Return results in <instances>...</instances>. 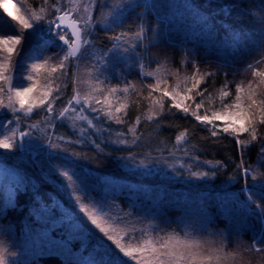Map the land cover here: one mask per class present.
I'll use <instances>...</instances> for the list:
<instances>
[{
  "label": "snow or ice",
  "instance_id": "obj_1",
  "mask_svg": "<svg viewBox=\"0 0 264 264\" xmlns=\"http://www.w3.org/2000/svg\"><path fill=\"white\" fill-rule=\"evenodd\" d=\"M139 7L148 5L133 0H43L38 8L29 6L26 15H19L20 8L13 0H0V9L18 24L14 34L0 33V110L11 113V118L7 120L11 127L0 133V149L18 150L29 140L39 139L46 140L49 149L67 153L70 151L69 145L84 143L90 133L80 128L81 138L72 140L55 131L50 132L49 128L55 129L57 122L64 120L73 121V130L77 127L76 121H83L88 129L97 131H107V128H97L94 121L127 124L126 117L134 95L138 98L137 107L142 108V100L147 102L148 108L136 117L135 124L128 126L131 141L122 138L125 135L123 132H117V138L110 140L117 149H130L142 142V137L136 134L142 117L163 127L165 121L161 117H174L176 113L172 109H176L185 116L194 117L212 137L220 134L234 137L243 157L258 138V126H264V39L253 42L259 58L250 61L245 69L251 72L252 79L237 82L234 94L226 81L219 89L218 97H213L211 93L206 96L208 89L201 88V85L206 77L215 73H201L195 60L192 61L195 71L191 77L181 78L177 71L168 70L160 64L150 70L154 61L149 55V45L157 41L159 29L149 28L143 13L138 14L136 31L116 32L127 22L125 13ZM94 11L97 12L95 17ZM223 11L230 12L231 9ZM42 24L47 25L48 32L56 30L55 36L61 42L58 50L55 54H46V49L52 45L50 41H43L38 49L29 50L23 60H19L27 39L26 33L31 30L29 34L42 39ZM97 26L105 33L110 45L101 44ZM149 31L153 33L152 37H148ZM240 40L237 33L236 43L239 44ZM184 63H187V57ZM132 66L137 67L139 81L129 80L124 75L123 69ZM70 69L73 94L57 112L54 106L62 99L63 90L68 86ZM41 70H45L43 76ZM112 72L117 74L115 84L112 83ZM169 76L176 79L174 85H169ZM79 84H87V88L81 91ZM181 84L184 86L181 87ZM146 89L147 95H144ZM217 98L219 107H211ZM206 103L210 105L209 108H205ZM38 107L43 109L45 128L39 129V123H33L27 125V131L22 129V118L17 113L25 118L30 117ZM201 109H204L203 113ZM4 127V123L0 122V128ZM33 129H39L41 135L34 136ZM245 133L250 139H240ZM188 135L187 131L180 132L171 148L166 141H160L152 151L142 154L154 163L171 168L174 175H187L195 179L215 175V171L224 164L200 160L196 155L200 149L195 145L187 146ZM92 143L95 144V140ZM96 146L100 148L99 144ZM165 151L167 156L164 155ZM136 156L137 153L133 152L122 159L135 161ZM259 159L264 160V145L261 146ZM136 166L148 165L141 159ZM205 166L208 170H202ZM238 169L243 170L244 176L255 171L244 166L243 158ZM57 171L62 177V188L68 191L70 198L75 200L80 211L87 215L103 237L111 241V245L105 247L103 238L97 239L87 264H129V261L133 264H235L237 259H243L245 253L255 251L264 255V229L252 237L250 245H245L241 240L232 251H226L228 234L224 231L213 232L207 226L193 228L183 219L177 222V228H172L170 221L131 209L125 210L115 198L98 199L71 167ZM258 187L264 189V183ZM261 194L264 195V192ZM2 211L0 209V213ZM261 212L264 213V209ZM64 219L68 230L59 238L42 243L40 255H55L58 250L67 249L81 238L91 240V234L85 236L78 225L73 228L70 217ZM50 227L54 230V222L50 221ZM239 236L240 233H237L238 240ZM16 255L15 250L0 239V264H17Z\"/></svg>",
  "mask_w": 264,
  "mask_h": 264
},
{
  "label": "trees",
  "instance_id": "obj_2",
  "mask_svg": "<svg viewBox=\"0 0 264 264\" xmlns=\"http://www.w3.org/2000/svg\"><path fill=\"white\" fill-rule=\"evenodd\" d=\"M13 2L20 8L19 13L26 15L29 6L33 9L38 8L43 0H13ZM133 2L147 4L148 7H139L126 12L127 22L122 29L117 28L116 32L136 31L135 25L140 13H143L149 28L159 29L157 41L154 45H149V55L154 61L150 70H154L157 64H160L165 65L168 70L177 71L181 78L191 77L195 71L192 61L195 60L199 64L201 73H215L206 77L201 85V88L208 89L205 95L211 93L213 97H218L219 89L226 81L234 94L237 82L241 80L247 82L252 79L251 72H246L245 69L250 61L259 58L253 42L264 39V0H150L148 2L133 0ZM223 9H231V11L225 12ZM10 25L6 18L0 15V33L14 34L16 30ZM97 31L101 44L110 45L111 42L105 33L99 30V26ZM237 33L241 37L239 44L236 43ZM147 35L152 37L153 33L149 31ZM25 42L28 43L29 40ZM38 42H31L30 47L23 48L21 53L23 57L29 50L36 49L35 45ZM55 52L56 50L46 49V54H55ZM185 57L187 63H184ZM123 72L129 80H140L136 66L124 68ZM70 77L71 69L68 86L63 90L62 99L54 106L57 112L72 96L73 85ZM111 77L112 83L115 84L116 72H112ZM168 82L169 85H174L176 79L169 76ZM183 86L181 84V87ZM144 95H147V89ZM137 100L136 96L131 97L126 117L127 124L101 122L102 126L107 128L109 135L123 132L127 140H132L127 128L135 124L136 117L141 115L142 111L146 112L148 108L147 102L142 100L140 101L142 108L137 107ZM219 105L220 101L217 98L211 107L215 108ZM209 107L210 105L206 103L205 108ZM203 111L204 109H201V113ZM172 112L176 113L174 117H161L165 121L163 127H158L155 121L149 122L142 117L136 132L142 137V142H138V146L133 145L130 149L123 147L117 149L111 145L101 150L90 142L79 147L69 145L70 151L58 157L63 163L62 169L71 167L76 170L88 190L98 199L115 198L125 210L131 209L149 217L170 221L172 228H177V222L183 219L193 228L207 226L213 232L224 231L228 234L226 251H232L236 243L241 240L245 245H250L252 237L264 229V213L261 212V209H264V195L261 194L264 189L258 187L264 183V160L259 159L261 146L264 145V126H258L257 140L252 142L241 157L239 146L231 135L220 134L218 137H212L194 117L185 116L176 109H172ZM42 113V108H36L30 117L31 121L43 119ZM10 118L9 113H0V122L5 126H11L7 124ZM216 123L221 124V122ZM168 124L172 126H167ZM6 128H0V133L6 131ZM54 131L69 139L75 136L66 120L58 121ZM183 131L189 134L187 146L195 145L200 149L196 152L200 160L220 161L224 167L219 168L215 171V175L209 178L195 179L187 175H174L172 171H167V167L159 164L158 172L160 175L162 172L166 175L163 177L164 184L158 180L159 185L144 176L143 179L135 182L136 185L112 181L104 184L100 179V175L116 178L122 173H127L130 177L136 176L138 173L136 169L120 164L118 160L135 152L136 159H144L151 163L153 160L146 159L142 153L152 151L160 141H166L171 148L176 136ZM240 139L247 140L250 137L245 133ZM164 155L167 156V151ZM56 157L55 162H57ZM38 158L43 159V155H37L30 162L20 159L22 164H17V167L21 170L22 178L13 179L8 183L0 179V209L3 210L0 213V232L5 233L4 237L0 234V239L15 250L17 264H69V262L87 264L89 252L97 239L103 238L105 247L111 245V241H107L102 233L94 231V226L90 225L87 219L85 223L81 221L83 212L80 211V206L75 200L70 198L68 191L62 188V177L48 165L43 174L36 162ZM242 158L246 168L255 170L250 171L248 176L242 175L243 170L238 169ZM126 161L127 159H123V162ZM87 170L91 171L90 175L86 174ZM202 170L208 169L205 166ZM93 174H97L96 177ZM253 176L256 177L255 180L252 179ZM30 179L32 183L28 184L26 180ZM85 203L87 204L88 201ZM66 216L71 218L73 228L76 227L74 225L76 223L85 236L91 234V240L81 238L68 247L73 253L86 256L80 262L77 257L66 256L61 249L55 255H40L42 243L57 239L68 230L67 221L64 219ZM50 221L54 222V230L50 227ZM237 233H240L239 240ZM28 234L30 238H27ZM33 236L37 241H34ZM129 264L133 262L129 261ZM235 264H264V255L255 251L245 253L243 259H237Z\"/></svg>",
  "mask_w": 264,
  "mask_h": 264
},
{
  "label": "rangeland",
  "instance_id": "obj_3",
  "mask_svg": "<svg viewBox=\"0 0 264 264\" xmlns=\"http://www.w3.org/2000/svg\"><path fill=\"white\" fill-rule=\"evenodd\" d=\"M148 1H150V0H146V2H148ZM13 11L15 12L16 10L13 9ZM18 14L21 15V13H18ZM0 15H3V17L6 18V21L9 24H11L10 26L11 27L13 26L15 28V30L18 28L17 22L12 21L3 12L2 9H0ZM93 15L95 17L97 15V12L94 11ZM30 31L31 30H29V33H30ZM29 33H26V36L28 37L26 40H29V42L28 43L24 42L23 48L30 47L32 45L31 42L39 41L38 44H42L43 41H50L52 46H50L48 48L56 50V51L58 50V45H59L60 41L58 40V37L55 36L54 30L52 32L47 31V25L42 24L40 26V36L42 37V39H38L35 35H31ZM38 44L35 45L36 49H38V47H39ZM18 59L23 60V54H21V57ZM41 73L43 75L45 73V70H41ZM78 87L80 88L81 91H83L84 89L87 88V84H79ZM72 94H73V92H72ZM33 95H35V93ZM66 102H67V100H66ZM35 109L33 110V112L35 111ZM3 112L5 114L9 113L7 110H0V113H3ZM69 115H73V114L70 113ZM9 116H11V113H9ZM17 116H21L22 123H21L20 127L26 131L28 130L27 125H29V124L39 123V129H44L46 126V121L44 120V118L41 119L40 121H33L32 122L30 119V117L32 115L30 117L25 118L22 116L21 113H17ZM66 121L70 126H72V123H73L72 120H66ZM75 123H76L77 127L75 130H73V134L75 136H74V138H72V140H76V139L81 138L79 136V129L80 128H84L88 133H90V137L84 143L72 144L73 147L74 146L79 147V146H82V144L89 143V142L96 148H97L96 145L99 144L101 150H104L105 148H107L111 145L113 147H116L110 142L111 139L117 138L116 134L109 135L107 131H102V130L97 131L96 129H88L87 124L83 121H76ZM94 124L97 125V128H100V129L104 128L101 124V121H94ZM5 127L8 128L9 126H5ZM39 129H33L34 136H40L41 135V132ZM48 130L51 132V131H54L55 129L49 128ZM1 138H2V136H1ZM122 138L127 139L124 136ZM93 140H95V142H96L95 144L92 143ZM37 155H39V156L43 155V159H39V158L36 159L37 165L39 166V168H41L43 174H44L45 169L47 168V165L49 166L50 169H52L55 172H58L57 170H62V164L63 163H62V161H60L58 159V157L61 156L62 153H57V152L49 149L47 147V141L46 140L42 141L39 139H32V140H29V142L27 144H24L23 147H20L18 150L8 151V150L0 149V179H3L6 183H8L9 181H12L13 179L22 178L23 176H22L21 170H19L17 167V164L20 163V159H23L26 162H30L31 160H34ZM63 155H65V154H63ZM55 156H57L56 157L57 162H55L56 161ZM140 160L141 159H136L135 161L127 160V161H130L129 163H127V161L123 162V159L118 160V163L124 164L128 167L130 166L131 169H133V168L136 169V172H138V173L136 176L132 175L131 176L132 178L127 173H122L121 176H118L116 178H114L113 176H109V175L105 176V175L99 174L100 179L103 181L104 184H109L111 181L115 182V183L133 184V183L139 181L140 179H143V176H144L146 178H150L147 180H150V181L152 180L151 182H155L157 185H159L160 183L164 184L165 181H163L164 180L163 177L166 175H163V174H165L164 172H162L161 175L158 172L159 169L157 168V166H159V164L154 163V162L150 163V162H147L146 160H144L145 164L148 166L147 167H137L136 165ZM20 164H22V163H20ZM166 169L168 172L172 171V169L169 167H167ZM83 174H84V172H83ZM86 174L90 175L91 171L87 170ZM96 175L97 174H93V176H95V177H96ZM155 175H157V176L154 177ZM158 180H161V182L158 183ZM24 182H25V180H24ZM26 182H28V184H31L32 180L31 179L29 181L26 180ZM135 185H136V183H135ZM83 215L84 216H83V219H81V221L85 223V222H87L86 221V219H87L89 221V224L92 225L90 220L88 219L87 215L85 213H83ZM74 225L77 226L76 223ZM93 230L97 231V233L99 232V230L96 229L95 226H94ZM0 234H1V237H4V235H5V233H1V232H0ZM27 238H30L29 234L27 235ZM33 238H34V236H33ZM10 239H12L11 236H10ZM35 240L36 239L34 238V241ZM44 240H45V238H44ZM61 250H62V253L66 254V256H70L71 258L77 257L79 262H80V260L86 258V256H83V255L80 256L79 254L73 253L69 248L61 249Z\"/></svg>",
  "mask_w": 264,
  "mask_h": 264
},
{
  "label": "water",
  "instance_id": "obj_4",
  "mask_svg": "<svg viewBox=\"0 0 264 264\" xmlns=\"http://www.w3.org/2000/svg\"><path fill=\"white\" fill-rule=\"evenodd\" d=\"M56 30H54V32H55Z\"/></svg>",
  "mask_w": 264,
  "mask_h": 264
},
{
  "label": "flooded vegetation",
  "instance_id": "obj_5",
  "mask_svg": "<svg viewBox=\"0 0 264 264\" xmlns=\"http://www.w3.org/2000/svg\"><path fill=\"white\" fill-rule=\"evenodd\" d=\"M55 34V33H54Z\"/></svg>",
  "mask_w": 264,
  "mask_h": 264
}]
</instances>
